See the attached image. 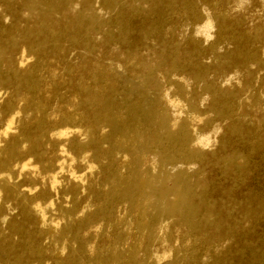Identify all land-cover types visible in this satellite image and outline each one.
I'll return each instance as SVG.
<instances>
[{
	"label": "rangeland",
	"instance_id": "1",
	"mask_svg": "<svg viewBox=\"0 0 264 264\" xmlns=\"http://www.w3.org/2000/svg\"><path fill=\"white\" fill-rule=\"evenodd\" d=\"M87 1L91 7L85 0H73L51 20L54 30H57L65 26L71 28L70 21L79 11L99 16L104 24L88 33L92 39L90 54L85 53L82 47L71 46L65 38L60 39L64 52L54 54L48 46L52 34L42 35L36 13L27 3L12 0L8 5H0V31L9 28L15 21L18 28H26L33 32V36L41 38L48 50L44 60L38 62L22 43H18L12 53L13 64L23 71L37 63L34 67L38 79L35 97L36 102L42 105V111L38 113L34 108L24 107L22 91L17 94L12 88L0 85V147L16 132L13 129L7 135L3 134L6 126L3 107L9 100L13 104L9 114L16 115L23 124L37 117L44 118L54 127H65L70 132L74 131L72 126H80L77 119L62 123L60 117L63 113L78 114L72 84L78 78L83 62L117 64L118 72H122L119 62L127 50L138 59L154 64L165 43L172 44L181 55L187 50L192 51V65L204 70L205 78L202 82L194 81L189 73L191 66L177 73L171 79L183 80L179 81L184 92L181 97L160 73L155 76L162 83V91L169 95L170 104L166 113L170 129L177 131L181 122L185 121L207 142L203 146L197 142L192 145L193 151L201 149L202 154L188 165L164 162L153 155L145 160L143 167L146 166L144 169L150 174L151 203L158 219L154 237L142 241L132 264H264V67L248 58L244 64L236 56H230L235 51H247L264 62V0H152L148 4L125 0L124 6L135 5L138 8L134 14L124 6L122 10L106 11L102 9L101 0ZM184 7L189 8L184 10ZM119 14L127 31L124 45L117 42L119 30L116 20ZM214 15L224 17L223 26L227 35L219 38L218 27L213 24L210 30L212 39L204 40L195 32L203 21ZM147 27H155L157 32L141 39L140 32ZM108 35L111 40L107 39ZM4 36L0 34V38L4 39ZM192 38L201 40V44L192 42ZM13 39L19 41V36L14 34ZM21 55L24 62L20 67ZM227 58L228 64H225ZM4 71L1 69L2 73ZM68 71H72L71 74ZM205 85L234 96L230 116L221 117L212 108V98L205 93ZM122 93L120 89L114 98L120 100ZM62 141L54 140L43 149L48 154L57 155L65 145ZM66 161L63 177L59 181L62 187L70 189L78 184L71 175L87 174L88 169L84 162L74 164L69 158ZM92 166V172L98 175L99 169L95 164ZM17 181L24 186L39 182L34 172H27ZM41 183L37 190L46 187V179ZM175 185L188 190V193L180 198V206L169 213L168 204L173 199L169 190ZM163 187L167 192L161 196ZM82 196L77 197L80 206L84 205ZM64 199L68 201L69 197ZM115 206L112 226L99 222L87 229L74 226L66 237L58 240L42 234L33 221L24 220L11 203L5 204L0 214V239L6 241L0 243L2 247L9 245L12 249L7 247L8 252L0 254V264H18L15 260L18 254H22L21 264H57V254H60V261L73 256L77 264H89L88 260L96 250L111 247L126 249L133 241L115 245L113 240V236L120 234L124 227L126 207L125 204ZM65 207L70 205L65 204ZM205 208H210L213 213L210 220L201 215ZM45 218L46 224L54 226L57 231L65 225L56 207L49 208ZM131 220L130 230H134V219ZM11 222L22 228L21 233L9 230ZM28 236L33 246L41 249L39 257H30L23 252L22 243Z\"/></svg>",
	"mask_w": 264,
	"mask_h": 264
},
{
	"label": "bare ground",
	"instance_id": "2",
	"mask_svg": "<svg viewBox=\"0 0 264 264\" xmlns=\"http://www.w3.org/2000/svg\"><path fill=\"white\" fill-rule=\"evenodd\" d=\"M10 1L12 0H0V5H8ZM23 1L30 6L32 11H35V18L41 27L42 35L52 34L48 46L55 52L54 54L64 52L60 47L62 38H65L71 46L82 47L87 54L92 52V39L88 37V33L92 30L94 32L104 24L99 16L79 11L75 19L70 21L72 22L71 28L65 26L54 30L51 17L55 14L59 15L73 3V0ZM101 1L102 9L106 11L122 10L125 5V0ZM135 1L143 4L153 2L152 0ZM85 2L91 7L87 0ZM124 7L131 14L138 12L135 5ZM223 20L224 17L221 15L207 18L202 22L201 27L195 30V33L206 40L211 32L209 30V22H211V26L217 25L219 38H225L227 31L223 26ZM124 24L119 14L116 20V28L119 30L117 42L123 45L126 43L127 34ZM156 32L157 28L147 27L140 32V37L145 39ZM0 34L5 35L4 39L0 38V85L12 88L17 94L22 91L24 107L34 108L40 113L42 105L36 102L35 97L38 90V79L35 76L34 67L37 63L35 62L28 70L23 71L13 64L11 56L17 49L18 43H22L27 52L37 59V62L42 61L48 55L47 44L42 42L38 36H33L32 31L18 28L15 21L9 28L1 30ZM14 34L19 36L20 42L13 39ZM107 39L111 40L110 35ZM196 40L191 39L192 42L201 44V40ZM191 52L187 50L181 55L176 47L165 43L161 52L156 56L157 62L154 64L138 59L134 53L127 50L122 61L119 62L123 69L122 72H118L117 64L83 62L79 68L81 73L77 72L78 78L72 84L77 99L78 109L75 110L78 114L63 113L60 117L62 123L73 122L77 119L80 126H72L73 132L65 127H54L44 118L35 117L32 121L23 124L16 115L9 114L8 110L13 109V104L9 100L3 107L5 109L4 119H6L3 134L7 135L13 129L16 132L0 147V214L3 212L4 205L11 203L19 210L24 220L29 219L39 226L42 234L59 240L74 226L87 229L93 227L96 222L112 226L115 222L112 218L115 205L125 204L124 227L120 234L113 236V240L115 245L133 242L126 249L111 247L96 250L88 263L132 264L142 241L154 237L158 219V214L151 203L150 174L144 169L146 166L143 167L145 160L149 155H153L164 162L188 165L202 154L201 149L197 152L193 151L192 145L197 142L203 146L207 142L201 138V135L190 129L185 121L181 122L177 131L170 129L166 113L168 104H170L169 95L162 91V83L155 76L160 73L162 79L174 86L175 93L181 97L184 94L179 83L181 79L178 81L171 79L177 73L183 71L186 66H191L189 73L194 81L202 82L205 78V71L192 65L191 55L193 53ZM21 56L18 62L20 67L24 62L23 55ZM230 56H236L244 64L247 63L248 58L264 67V62L258 61L255 55L247 51H235ZM228 59L225 64H228ZM1 69L5 70L4 73ZM68 72L71 74L72 71ZM120 89L123 93L121 99L117 100L114 94ZM204 91L211 96L212 108L216 109L218 115L230 116L229 109H232L234 96L211 85H205ZM54 140H63L62 143H65L57 155L48 154L43 149ZM67 158L74 164L84 162L88 169L87 174L71 175L77 179L78 184L70 189L62 187L59 181L63 177ZM26 164L27 169L24 168ZM94 164L99 169L98 175L92 172ZM27 172H34L39 182L33 186H24L19 183L17 179L22 175L25 176ZM178 176L176 178H179ZM43 179H46V187L43 186L42 189L37 190ZM169 191L173 196L169 204L167 203L170 213L180 206V198L186 195L188 190L175 185ZM160 192L163 196L167 191L163 187ZM79 196H82L83 206L78 203L77 197ZM68 197V201L64 199ZM65 204H69L70 207H65ZM52 207H56L59 216L65 221L64 227L59 231L54 226L46 224L45 212ZM201 215L207 220L213 217L210 208H205ZM131 218L134 219V230H130ZM9 230L18 233L22 231V228L11 222ZM205 238L209 239L207 234ZM30 239L28 236L27 240L22 243L23 252H27L30 257H39L41 249L33 246ZM1 241L6 240L2 238ZM1 244L0 254L8 252L7 247L12 249L9 245L2 247ZM56 257L57 264H77L73 256L65 261H60V254ZM21 258L22 254L15 257L18 264L23 262Z\"/></svg>",
	"mask_w": 264,
	"mask_h": 264
},
{
	"label": "clouds",
	"instance_id": "3",
	"mask_svg": "<svg viewBox=\"0 0 264 264\" xmlns=\"http://www.w3.org/2000/svg\"><path fill=\"white\" fill-rule=\"evenodd\" d=\"M241 7H242V5H241ZM211 27H212V26H211V22H209V30H211ZM207 39H208V40H211V39H212V37H211L210 35H207ZM27 167H28V165H27V164H26V165H24V168H25V169H27ZM49 206H51V205H49ZM37 207H38V206H37Z\"/></svg>",
	"mask_w": 264,
	"mask_h": 264
}]
</instances>
